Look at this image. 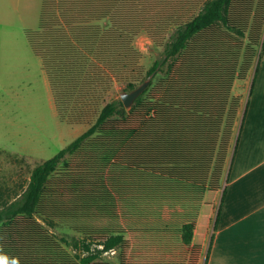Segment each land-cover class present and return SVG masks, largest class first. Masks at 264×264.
I'll use <instances>...</instances> for the list:
<instances>
[{"label": "trees", "instance_id": "16d2710c", "mask_svg": "<svg viewBox=\"0 0 264 264\" xmlns=\"http://www.w3.org/2000/svg\"><path fill=\"white\" fill-rule=\"evenodd\" d=\"M142 30L156 42L166 38L145 74L132 44ZM26 34L62 120L87 119L115 83L133 91L143 74L164 78L154 96L144 97L151 82L130 108L121 99L105 103L90 128L33 169L22 195L0 207V256L52 264L42 253L60 247L37 218L50 178L97 139L114 142L109 186L118 200L171 210L164 226L176 234L163 264H199L240 109L233 87L257 73L264 50V0H42L38 27ZM125 234L64 240L71 264H113L101 260L112 251L119 264H147Z\"/></svg>", "mask_w": 264, "mask_h": 264}, {"label": "rangeland", "instance_id": "374dc122", "mask_svg": "<svg viewBox=\"0 0 264 264\" xmlns=\"http://www.w3.org/2000/svg\"><path fill=\"white\" fill-rule=\"evenodd\" d=\"M41 6L42 0H0V207L22 195L37 165L90 128L105 103L122 100V94L130 92L126 84L115 83L98 103L89 106L87 119L62 120L42 60L26 34L37 29ZM102 25L107 27L109 21ZM164 39L156 42L145 30L134 38L144 74L162 57ZM144 74L138 85L149 81L148 89L153 82L144 96L149 99L161 86L164 73L155 78ZM113 143L89 142L78 153L68 155L51 176L37 218L60 248L42 253V262L71 264L74 252L64 240L73 243L86 238L97 243L104 235L124 232L147 264L149 257L155 264H163L168 257L171 237L176 234L174 225L164 226L171 210L165 207L164 211L158 204H127L112 194L109 178L117 173L110 164ZM101 260L119 264V251L105 253Z\"/></svg>", "mask_w": 264, "mask_h": 264}, {"label": "crops", "instance_id": "0c3cea01", "mask_svg": "<svg viewBox=\"0 0 264 264\" xmlns=\"http://www.w3.org/2000/svg\"><path fill=\"white\" fill-rule=\"evenodd\" d=\"M233 95L240 109L199 264H264V50Z\"/></svg>", "mask_w": 264, "mask_h": 264}, {"label": "water", "instance_id": "95a60500", "mask_svg": "<svg viewBox=\"0 0 264 264\" xmlns=\"http://www.w3.org/2000/svg\"><path fill=\"white\" fill-rule=\"evenodd\" d=\"M149 85V81L144 82L142 85L137 87L135 90L129 93H123L121 98L126 108H130L136 99L141 96Z\"/></svg>", "mask_w": 264, "mask_h": 264}, {"label": "clouds", "instance_id": "9594fccd", "mask_svg": "<svg viewBox=\"0 0 264 264\" xmlns=\"http://www.w3.org/2000/svg\"><path fill=\"white\" fill-rule=\"evenodd\" d=\"M4 258H5V264H19V261L18 260L9 261L7 257H4Z\"/></svg>", "mask_w": 264, "mask_h": 264}, {"label": "snow or ice", "instance_id": "6c2138e0", "mask_svg": "<svg viewBox=\"0 0 264 264\" xmlns=\"http://www.w3.org/2000/svg\"><path fill=\"white\" fill-rule=\"evenodd\" d=\"M0 264H5V258L3 256H0Z\"/></svg>", "mask_w": 264, "mask_h": 264}, {"label": "built area", "instance_id": "2783aa9c", "mask_svg": "<svg viewBox=\"0 0 264 264\" xmlns=\"http://www.w3.org/2000/svg\"><path fill=\"white\" fill-rule=\"evenodd\" d=\"M111 253H113V254H114V253H116V251H112Z\"/></svg>", "mask_w": 264, "mask_h": 264}]
</instances>
